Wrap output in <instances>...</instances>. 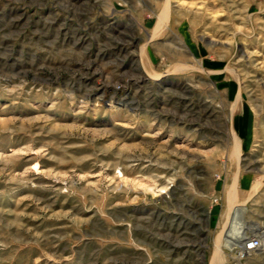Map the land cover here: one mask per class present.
Masks as SVG:
<instances>
[{"label":"rangeland","instance_id":"rangeland-1","mask_svg":"<svg viewBox=\"0 0 264 264\" xmlns=\"http://www.w3.org/2000/svg\"><path fill=\"white\" fill-rule=\"evenodd\" d=\"M254 224L264 0H0V264H264Z\"/></svg>","mask_w":264,"mask_h":264},{"label":"bare ground","instance_id":"bare-ground-1","mask_svg":"<svg viewBox=\"0 0 264 264\" xmlns=\"http://www.w3.org/2000/svg\"><path fill=\"white\" fill-rule=\"evenodd\" d=\"M94 1V0H93ZM94 3V2H93ZM116 25V23H115ZM100 30V29H99ZM126 30V29H125ZM90 32V31H89ZM119 32H122V31H119ZM125 32V31H123ZM90 34V33H89ZM128 34V33H127ZM82 35V34H81ZM128 36V35H127ZM91 37V36H90ZM123 37V36H122ZM115 38V37H114ZM124 38V37H123ZM136 38L135 35H132L129 42H126V43H123V42H120L119 44H121V49L124 50L125 54L127 55H132V54H135L136 50L135 49H132L129 50V46L133 44V39ZM83 39V38H82ZM127 39V38H126ZM116 41H119L116 39ZM115 41V42H116ZM117 44V43H116ZM115 44V46H116ZM126 44V45H125ZM141 53H143L142 51V48L139 47V51H138V55ZM140 56V55H139ZM99 57V56H98ZM123 58V57H122ZM93 60V59H92ZM95 60V59H94ZM93 60V61H94ZM86 61V60H85ZM88 62V61H87ZM121 62V61H120ZM132 67H133V74H134V79L135 80V83H137L136 85L137 86H141V84H139L138 82H142V81H145L148 80V78L150 79H156L158 81V79H160L161 77L160 76H156V75H152V73H146L144 70L142 71V69L140 70V65L138 63H132L131 64ZM84 66V65H83ZM92 66V65H91ZM96 68V67H95ZM89 69V68H88ZM90 73V72H89ZM110 74V72L108 73ZM132 74V73H131ZM107 76V75H106ZM111 76V75H110ZM77 77V76H76ZM158 77V78H157ZM77 79V78H76ZM108 79V78H107ZM131 81V80H130ZM75 82V81H74ZM107 83L105 84H102L98 87H94L92 88V92H91V96H94L96 97V99L100 98L102 99V101H108L107 103L109 105H114L113 103L115 104H123L124 106L127 105L129 103L128 99L131 97L132 93L129 91L128 88H124V89H119L118 87H116V85H108V82L109 81H106ZM71 83V82H70ZM81 85V84H80ZM131 85V84H130ZM87 86V85H86ZM120 86V85H119ZM73 87V86H72ZM81 87V86H80ZM138 88V87H137ZM134 89V88H133ZM187 89V87H186ZM83 91V90H82ZM79 92V91H78ZM87 92V91H86ZM80 94V93H79ZM89 98V97H88ZM101 101V100H100ZM82 103V102H81ZM86 104V103H85ZM122 105V106H123ZM245 117V116H244ZM249 117V115H248ZM249 119L247 118V122L249 123L248 121ZM247 123V125H248ZM234 141H235V144L238 145L239 142H238V138H234ZM262 177V176H261ZM263 182V181H262ZM261 181L260 180H254L253 182V186H252V190H255L258 188V186L260 185ZM232 192V191H231ZM229 194V192H228ZM232 194V193H230ZM230 196V195H229ZM240 210H239V207H233L229 216H228V219H227V223H226V226H224V234L235 239L238 235H237V231L238 229L236 228V222L237 220L239 219L240 217ZM251 226V225H250ZM248 228V227H247ZM254 230L261 236V238L263 239L264 241V227H262L260 224H254L253 226ZM255 235V234H254ZM244 237H242V241H243ZM233 242V241H232ZM235 244V243H234ZM240 253V252H239Z\"/></svg>","mask_w":264,"mask_h":264},{"label":"built area","instance_id":"built-area-1","mask_svg":"<svg viewBox=\"0 0 264 264\" xmlns=\"http://www.w3.org/2000/svg\"><path fill=\"white\" fill-rule=\"evenodd\" d=\"M264 243L260 236L253 235L249 236L244 242L241 247L242 254H249L252 253L261 247H263Z\"/></svg>","mask_w":264,"mask_h":264},{"label":"crops","instance_id":"crops-1","mask_svg":"<svg viewBox=\"0 0 264 264\" xmlns=\"http://www.w3.org/2000/svg\"><path fill=\"white\" fill-rule=\"evenodd\" d=\"M242 123H243L242 121H239L238 131H237L241 140V146L249 147L252 144V138H253L252 127L250 123L249 125L246 126L245 125L242 126Z\"/></svg>","mask_w":264,"mask_h":264}]
</instances>
